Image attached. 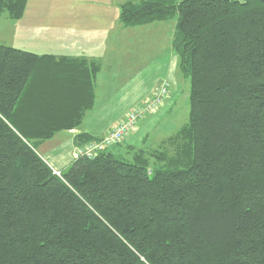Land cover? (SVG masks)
Returning <instances> with one entry per match:
<instances>
[{"label": "trees", "instance_id": "trees-1", "mask_svg": "<svg viewBox=\"0 0 264 264\" xmlns=\"http://www.w3.org/2000/svg\"><path fill=\"white\" fill-rule=\"evenodd\" d=\"M174 19L188 122L60 176L37 143L79 128L100 65L0 44V264H264V0L120 5L125 28Z\"/></svg>", "mask_w": 264, "mask_h": 264}, {"label": "crops", "instance_id": "crops-1", "mask_svg": "<svg viewBox=\"0 0 264 264\" xmlns=\"http://www.w3.org/2000/svg\"><path fill=\"white\" fill-rule=\"evenodd\" d=\"M128 1L134 0H28L23 17L15 21L21 24L17 27L22 28V33L14 35L13 44L6 46L37 55L84 58L100 65V72L95 81L94 105L86 111L79 128L57 132L53 138L37 143V152L53 170L63 172L75 162L74 154L78 148L75 144L77 135L87 134L102 139L140 103L145 95L142 85L133 86L124 82L117 97L100 98L98 93L102 72L123 70L122 68L127 64L128 45L126 48L123 45L125 40L127 44L129 33L133 29L144 30L143 28H149L154 24L125 28L120 21V5ZM44 9L46 10L43 11ZM126 33L127 35H124ZM135 34L137 33H133L132 36ZM173 36L174 33L170 44ZM172 57L168 78L162 83V85L166 84L168 89L172 76L180 77L177 71L178 60L175 55ZM107 88L111 91V95L113 89L110 86ZM72 89L73 87H69L68 90L72 91ZM167 100L163 106L165 108ZM146 135L133 137V141L130 142L133 144L128 145H142ZM117 147L118 149H115V146L112 149L121 151L122 147Z\"/></svg>", "mask_w": 264, "mask_h": 264}, {"label": "rangeland", "instance_id": "rangeland-1", "mask_svg": "<svg viewBox=\"0 0 264 264\" xmlns=\"http://www.w3.org/2000/svg\"><path fill=\"white\" fill-rule=\"evenodd\" d=\"M134 1L138 2L140 0ZM17 25L21 24L11 20L7 14L0 19L1 44H13V36L22 33V28H18ZM176 25L177 19H174L168 22L154 23L149 28H143L144 30L133 29L132 32L137 34L132 36L133 33H129L127 44L125 40V45H123L124 48L128 45L127 50L129 54L127 59L129 60L124 68H122L123 70L102 72L103 76L102 80H100L101 82H99L98 89L100 98H106L108 96L117 97L121 84L124 82L133 86L142 85V91L146 95L142 97L140 103L133 110L150 100L161 87L162 83L168 78L169 70L172 66V56L175 55L177 60V55L171 49L170 44ZM124 35H127V33ZM120 48L122 47L120 46ZM177 71L180 77L178 78L177 75H173L171 78L166 108L163 107V109L156 113L150 114L151 116L146 115L143 117L138 122L135 130L130 133V136L132 134L133 136L125 138V143L122 141L121 147L133 144L130 143L133 141V137L137 138L138 136L147 134L144 139L148 138V149H157L161 147L163 141H166V139L176 134L188 122L190 84L183 78L179 70ZM108 86L113 89L111 95V91L107 88ZM55 172L61 173L54 170Z\"/></svg>", "mask_w": 264, "mask_h": 264}, {"label": "built area", "instance_id": "built-area-1", "mask_svg": "<svg viewBox=\"0 0 264 264\" xmlns=\"http://www.w3.org/2000/svg\"><path fill=\"white\" fill-rule=\"evenodd\" d=\"M168 95V86L166 84L162 85L150 100L129 112L126 118L120 121L105 137L78 147L74 154L75 161L84 157H95L100 152L120 144L135 130L138 122L143 117L156 113L164 106Z\"/></svg>", "mask_w": 264, "mask_h": 264}, {"label": "bare ground", "instance_id": "bare-ground-1", "mask_svg": "<svg viewBox=\"0 0 264 264\" xmlns=\"http://www.w3.org/2000/svg\"><path fill=\"white\" fill-rule=\"evenodd\" d=\"M55 174H56V175H58V176H60V175H61V173H56V172H55Z\"/></svg>", "mask_w": 264, "mask_h": 264}]
</instances>
